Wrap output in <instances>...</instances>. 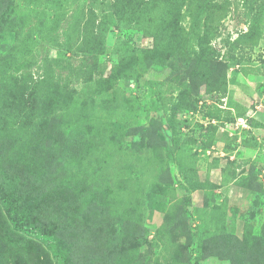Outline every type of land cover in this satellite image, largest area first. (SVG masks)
<instances>
[{"label": "rangeland", "instance_id": "374dc122", "mask_svg": "<svg viewBox=\"0 0 264 264\" xmlns=\"http://www.w3.org/2000/svg\"><path fill=\"white\" fill-rule=\"evenodd\" d=\"M195 1L187 0L182 10L181 25L186 31L196 11ZM114 2L15 0L14 15L24 19L23 28H18V34L7 31L0 37V56L9 51L7 68L13 67L11 72L22 63L17 75L30 74L34 82L57 83L89 102L60 125L58 139L90 117L96 132L93 147L71 169L84 195L89 191L105 195L106 191L105 200L110 205L105 215L111 224L102 237L124 227V221H117L123 216L127 235H132L135 228L139 232L138 241H126L125 246L129 253L137 246L136 264H264V128L258 136L245 131L250 128L249 116L254 110H258L260 127H264V8L254 0L211 1L205 14L211 18L215 34L210 46L221 54L242 56L238 65L227 69L228 95L219 103L224 117L237 108L243 115L234 122L223 121L214 132L208 131L209 119L203 112L213 108L219 93L214 87L206 93L201 85L196 97L204 111L177 114L176 119L187 120V124L179 130L182 149L174 148L175 159L171 160L164 146L174 145L167 116L181 85L188 82L186 59L176 54L167 65L147 69L138 85L115 79L109 94L97 93V80L115 76L120 56L128 46L153 45L150 29L115 28L118 15ZM166 6L164 0H157L154 16L163 17ZM105 17L100 34L98 22ZM251 26L257 33L236 41ZM89 34L98 35L103 47L97 59L83 51ZM120 38L126 40V46ZM190 47L197 49L194 38ZM94 63L96 66L88 72ZM111 121L127 123L129 133L120 139L119 133H113ZM30 126L13 127L15 146L6 152L5 159L28 139ZM181 165L194 166L204 183L202 189L188 191L179 173ZM166 182L165 194L154 191L155 183ZM47 206L50 212L54 210L52 203ZM51 214L66 227L64 218ZM83 229L82 225L80 231ZM59 230L66 244L70 240L76 243L71 228ZM116 245L111 244L115 249Z\"/></svg>", "mask_w": 264, "mask_h": 264}, {"label": "trees", "instance_id": "16d2710c", "mask_svg": "<svg viewBox=\"0 0 264 264\" xmlns=\"http://www.w3.org/2000/svg\"><path fill=\"white\" fill-rule=\"evenodd\" d=\"M14 1L0 0V37L7 31L18 34V28H23L24 19L14 15ZM32 1L37 0H27ZM164 1L167 4L162 12L164 16L156 18L153 11L157 0H115L113 5L118 15L115 28L150 29L153 45L150 48L128 46L126 53L120 56L115 76L99 78L95 91L109 94L117 82L115 79H122L127 85H138V79L151 66H165L176 54H182L188 67V82L181 85L167 116L174 145L164 144L169 159L174 160L173 149H182L179 130L187 124V120H177V114L204 111L198 106L196 97L201 85L205 86L206 93L210 94L214 88L219 93L213 108L203 112V116L209 119L208 131L214 132L223 121L234 122L243 115L237 108L234 114L224 117L219 103L228 95L227 69L233 64L238 65L242 56L230 52L221 54L220 50L210 46L215 34L211 31V18L205 14L212 0L195 1L196 11L188 31L181 25L182 10L187 0ZM254 1L264 8V0ZM187 9L192 14L188 6ZM105 20L106 17L98 22L100 34ZM254 33L257 30L251 26L247 32L239 34L236 41ZM192 38L197 49L190 47ZM98 40V35L94 34L85 38L83 51L93 59L103 52ZM119 41L126 46V40L120 38ZM8 53L0 56V264H136L137 246L130 249L132 253L127 252L125 246L126 241H138V229L127 235L124 228L127 220L120 216L117 221H124V227L115 230L114 235L102 237L111 224L105 215L110 205L105 200L106 191L105 195L97 196L94 191L84 195V188L72 174L71 168L79 165L82 157L93 147L92 139L96 132L90 117L74 126L69 135L58 139L60 125L70 120L75 112L85 109L89 102L75 95V90L57 83L40 81V84L34 82L30 74L17 75L22 63L16 64L11 72L13 67L7 68L10 67ZM95 66L96 63L88 67V72ZM26 124L31 125L28 139H24L5 159L6 152L15 146L11 135L13 127ZM110 125L113 133H119L120 139L129 133L127 123L111 121ZM45 151L47 156L43 154ZM179 167L188 191L204 187L193 165ZM168 185L167 182L155 183L153 189L156 193L165 194ZM47 203L54 205L52 212ZM155 205L160 203L155 202ZM53 212L60 219H65L66 227L54 220ZM82 225L84 229L80 231ZM60 227L71 228L76 234L73 238L77 239L76 243L72 244L70 240L66 244L60 237ZM111 244H117L116 249Z\"/></svg>", "mask_w": 264, "mask_h": 264}, {"label": "crops", "instance_id": "0c3cea01", "mask_svg": "<svg viewBox=\"0 0 264 264\" xmlns=\"http://www.w3.org/2000/svg\"><path fill=\"white\" fill-rule=\"evenodd\" d=\"M246 80V79H245ZM246 99V97L244 96L243 100ZM245 102V101H244ZM243 101L241 102L242 105H245ZM232 109V108H231ZM255 109H259L258 105H255ZM250 119L252 120V122L250 123V128H248L247 130H245L246 132L253 134L255 136H258L260 134V131L264 128V127H260L261 126V122L262 120L259 119L258 117V110H254L251 115L249 116ZM250 129V130H249Z\"/></svg>", "mask_w": 264, "mask_h": 264}, {"label": "built area", "instance_id": "2783aa9c", "mask_svg": "<svg viewBox=\"0 0 264 264\" xmlns=\"http://www.w3.org/2000/svg\"><path fill=\"white\" fill-rule=\"evenodd\" d=\"M240 119V118H239Z\"/></svg>", "mask_w": 264, "mask_h": 264}]
</instances>
